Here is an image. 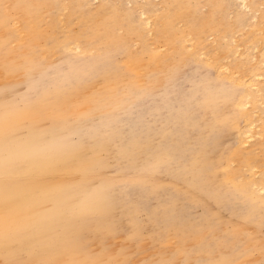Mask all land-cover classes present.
Returning <instances> with one entry per match:
<instances>
[{
	"label": "bare ground",
	"instance_id": "obj_1",
	"mask_svg": "<svg viewBox=\"0 0 264 264\" xmlns=\"http://www.w3.org/2000/svg\"><path fill=\"white\" fill-rule=\"evenodd\" d=\"M160 1L157 15L152 0H0V255L9 264L24 251L30 264L264 261V0ZM152 16L165 52L149 40ZM74 48L94 53L73 57ZM54 56L62 61L49 76ZM187 64L204 73L181 88L171 79ZM21 82L31 92L20 107L5 94ZM226 131L235 145L210 157ZM108 165L120 176L106 175Z\"/></svg>",
	"mask_w": 264,
	"mask_h": 264
},
{
	"label": "rangeland",
	"instance_id": "obj_2",
	"mask_svg": "<svg viewBox=\"0 0 264 264\" xmlns=\"http://www.w3.org/2000/svg\"><path fill=\"white\" fill-rule=\"evenodd\" d=\"M100 1L101 0H91L90 7L95 8L99 4ZM136 1H137V3H140V4L143 3V0H141V1L140 0H136ZM152 2H154L156 4V6L158 7V11L156 12L157 15H159L161 12H163L166 9V7H167V5L161 3L160 0H152ZM124 6H126V7H132L133 6V2L124 1ZM139 7H142V6H138L137 7L136 15H139V11H140V10L138 11V9H140ZM162 8H163V10H162ZM259 8L262 9L263 8V5H259ZM202 10L205 11L206 8L204 7V8H202ZM244 10L247 13H251V12L248 11V9H244ZM258 13H260V11H256V15H258ZM141 16H145V15H141ZM229 16H231V17H229ZM152 17H151L150 21L148 22L149 25L147 26V28H150V30L148 32L149 40L153 43L152 46H156V48L159 51H161V52L164 51L165 52V51H167V47L163 44V42L159 41V39H155L154 38L153 30H152V27L153 26L152 25H153V22H154V20H155V18L157 16H152ZM228 17H229V19H232L233 18V14L231 13V15H230V13H229ZM252 20H253L252 22H254L257 19L252 18ZM18 26H20L19 23H15V27L18 28ZM60 29L61 30H65V25L63 24ZM72 30H74V28H72ZM245 30H249V28H246ZM119 32H122V30H119ZM149 33H150V35H149ZM256 33L259 34L260 31L259 30H256ZM238 36H239V34H236V36L233 39V41L230 42L229 47H232V46H235L236 45V43H237L236 42L237 41L236 40V37H238ZM207 40L210 41L214 45V43H213L214 36L213 35L208 36L207 37ZM185 43H186L187 48H189V46L191 48V45H190L189 40H187V42H185ZM134 46L135 45H133V47ZM160 46L162 47V49L160 48ZM75 49L76 48H74V50L72 49L70 51V53H71V55L73 57H75L76 54H78V55H90V54L94 53V50L93 51L92 50H89V51H81L80 49H76V50ZM255 52H257V51L255 50L253 52V54ZM256 54L257 53L254 54L255 55V58H256ZM255 58H253V61H255ZM54 59H55V62L57 64H54L51 68L48 69L49 76H53V74L55 72V67H56L55 65H59L61 63V61H62V57L61 56H57V57L54 56L53 57V61H54ZM203 73H204L203 69H195L192 65L187 64V65L181 67L180 70L176 74L173 75L171 81L174 82L175 84H178V86L181 87V88H186L191 83H193L198 78V76H200ZM14 79H15V77H12V79L11 78H8L9 82L15 81ZM180 84L182 86H180ZM155 89L156 90L154 92V95L156 97H158L159 94H160V91H161V87L158 86ZM25 92H31V91H29L27 89L26 83H24V82L18 83L17 86L15 87V90L13 92H7L5 94V100L6 101H13L16 105H18V106L21 107V106H23L25 104V101L21 99L20 94L25 93ZM254 129L258 131V130H260V127L259 126H256V127H254ZM24 135H25V129H22L21 130L20 137H23ZM255 136H256V138L259 137L258 135H255ZM72 140L73 141L76 140V136L75 135L72 136ZM252 141H253V139H251L250 142H252ZM234 145H235V133H234V131L233 132H228V131L222 132L218 136L215 137V140H214L213 144L211 145V151H209V148H208L207 151H206V153L210 157L211 156L214 157L215 155H217L219 153H221V154L224 153L226 150L232 148ZM246 145H249V143H247ZM114 170L115 169L113 167H111V165H108L105 168V174L108 175V176H114V175L120 176L121 172H119V171L115 172ZM77 176H79V174H77ZM158 178L161 179V180H167V178L165 176H163V175H159ZM193 211H194L195 214H201L202 207H197V208L193 209ZM221 216L222 217H226L227 215L224 212L221 211ZM137 219L138 220L145 219V213H138ZM226 227H227V229H230L231 228L230 222H228L226 224ZM260 232L262 234H264V225L261 227ZM119 237H121V238H119ZM126 240H127L126 230H125V228H122L114 236V244H113L114 250L116 252L118 250H120L121 247H122L121 246V243L123 241H126ZM108 242H111V240H108ZM91 247H92V249H93V251H94L95 254H99L100 253V251H101V245H100V243L97 240H94V241L91 242ZM253 257L256 260V264H261V262L263 261V260L257 258V256H256L255 253H254ZM5 263L6 264H9L8 262L5 261L4 257L2 255H0V264H5ZM20 263L30 264L29 255H28L27 252H25V251L24 252H21L20 253V256H17L16 258L11 259V261H10V264H20Z\"/></svg>",
	"mask_w": 264,
	"mask_h": 264
},
{
	"label": "snow or ice",
	"instance_id": "obj_3",
	"mask_svg": "<svg viewBox=\"0 0 264 264\" xmlns=\"http://www.w3.org/2000/svg\"><path fill=\"white\" fill-rule=\"evenodd\" d=\"M261 264H264V261H262Z\"/></svg>",
	"mask_w": 264,
	"mask_h": 264
}]
</instances>
